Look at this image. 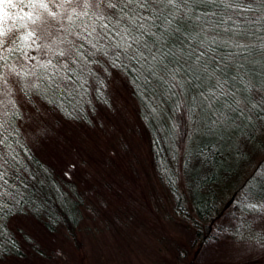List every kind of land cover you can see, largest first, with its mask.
Returning <instances> with one entry per match:
<instances>
[{"label":"snow or ice","instance_id":"obj_1","mask_svg":"<svg viewBox=\"0 0 264 264\" xmlns=\"http://www.w3.org/2000/svg\"><path fill=\"white\" fill-rule=\"evenodd\" d=\"M114 73L132 77L153 117L170 104V128L185 137V152L191 131L206 138L204 155L264 154V0H0V236L8 238L0 264H24L17 222L44 214V201L27 192L36 179L27 157L55 131L43 114H83L93 97H107ZM76 167L73 161L62 174ZM45 173L68 197L71 189ZM239 197L248 219L218 226L210 249L264 219V159ZM255 245L264 247V237ZM36 254L57 264L65 250L36 246Z\"/></svg>","mask_w":264,"mask_h":264},{"label":"rangeland","instance_id":"obj_2","mask_svg":"<svg viewBox=\"0 0 264 264\" xmlns=\"http://www.w3.org/2000/svg\"><path fill=\"white\" fill-rule=\"evenodd\" d=\"M107 91L109 103L101 98L102 105L99 104L92 122L84 128L54 112L44 113L47 124L55 131L50 138L33 146L66 183H74L75 191L83 192L78 196L82 201L81 218L76 227L80 248L64 233L46 238L47 244L50 242L65 250V257L57 264H191L195 253L199 254L198 264L206 261L264 264V247L255 245L257 239L264 237L261 232L264 219L251 226L241 225L236 229L240 239L229 238L215 250L208 248L200 253L199 242L191 244L194 235L179 224L180 216L175 208L179 197L172 192L165 177L159 182L150 167L149 143L137 129L140 126L137 104L121 75H112ZM261 159L264 154L252 152L250 159L241 160L239 177L235 178L240 188L252 166ZM85 160L87 165L83 163ZM73 161L77 167L65 178L62 171ZM173 168L181 183L180 168ZM239 190L236 188L226 195L220 204V216L207 223L211 229L209 244L218 226H235L238 220L248 219L236 207ZM180 203L179 213L184 215L190 211L184 199ZM205 225L202 224L203 231L207 229ZM184 244H191L189 251L183 248ZM233 249L238 251L233 254Z\"/></svg>","mask_w":264,"mask_h":264},{"label":"trees","instance_id":"obj_3","mask_svg":"<svg viewBox=\"0 0 264 264\" xmlns=\"http://www.w3.org/2000/svg\"><path fill=\"white\" fill-rule=\"evenodd\" d=\"M119 75L129 87L130 94L137 104L136 116L140 123L137 129L142 135H145L149 143L150 167L159 182H161L162 177H165L172 192L179 197L176 198L175 202L176 212L180 216L179 224L183 225V228L189 232L188 234L194 235L191 244L199 242L200 253H202L209 248L207 239L210 237L211 229L207 223L213 222L216 217L220 216V204L223 203L226 195L231 194L236 188L240 189L235 178L239 177L241 159L228 160L221 151H212L208 155H204L207 151L205 147L206 138L191 131L186 132L188 144L187 152H185V137L173 134L170 128L169 117L175 115L171 111L170 104L162 103L160 115L153 117L149 106L138 95L132 77L124 74ZM107 97H102L106 104L109 103L106 102ZM92 99V106H86L83 114L73 119H69L59 112H52L84 128L92 122L99 104L102 105L101 98L93 97ZM160 99L163 101V97ZM27 159L30 161L28 165L30 169L36 172V179L29 183L27 192L29 195L38 196L44 201V214L37 213L35 216L30 215L19 220L15 229V239L25 251L24 264H32V262L42 264L40 257L36 254V246L46 253H52L55 246L51 245L50 242L49 244L46 243L48 237L53 238V236L56 237V235L64 233L69 239L76 242V247L80 248L76 227L81 218L82 201L74 195L76 193L74 183L67 182V184L59 171L45 162L33 147L31 155ZM175 166L180 168L181 183L173 171ZM46 168L51 172L54 181L71 189L68 197L61 196L53 183L46 179ZM41 179H45V183L41 184L39 182ZM179 186L183 189L182 196L179 192ZM181 199H184V203H188L190 208V211L184 215L178 211L179 207H182ZM25 203H27V199ZM22 221L23 224L21 225ZM202 222L206 223L207 229L205 231L202 230L204 229ZM24 226H27L28 229ZM37 226L40 227V231L35 232ZM29 234L31 235L29 236ZM7 239L5 236H0V243L6 244ZM184 245L183 248L186 247V251H189L190 246ZM196 255L195 253L196 258L191 264H198L199 254Z\"/></svg>","mask_w":264,"mask_h":264}]
</instances>
